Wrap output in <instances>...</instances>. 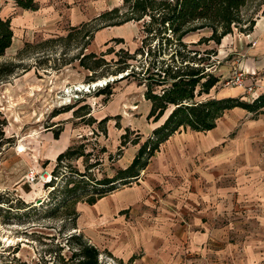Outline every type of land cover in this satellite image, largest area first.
Returning a JSON list of instances; mask_svg holds the SVG:
<instances>
[{"label": "rangeland", "instance_id": "374dc122", "mask_svg": "<svg viewBox=\"0 0 264 264\" xmlns=\"http://www.w3.org/2000/svg\"><path fill=\"white\" fill-rule=\"evenodd\" d=\"M37 1V9L24 10L13 0H0V13L11 17L13 28L12 43L0 55V66L12 68L0 73V264H78L75 252L81 240L100 250L98 264H207L203 258L207 254L209 260L222 263L226 244L202 242L195 248L192 191L195 187H222L225 182L232 187L264 183V106L256 111L241 106L226 109L216 121L220 126L218 135L195 130V173L190 161L182 179L168 178L174 171L160 169L162 153L158 147L148 158L145 173H140L154 188L152 195L137 200L138 217L130 211V204L121 210L124 214L120 219L115 214L117 224L92 225L90 232L95 241H91L83 230L80 212L99 186L94 182L127 166L172 105L153 120L147 117L149 101L144 97L140 75L118 76L125 71L108 74L117 68L114 60L119 55L132 62L135 71L148 62L146 53L134 54L137 46L147 49V45L154 44L149 35L145 38L148 14L127 20L122 26L105 25L121 18L128 3L103 0L104 10L119 6L118 15L95 19L96 14L91 13L83 21L87 25L80 26L83 22L71 18L73 7L80 5L90 11L96 0ZM263 8L264 0H248L241 9L243 22L233 25L218 42L206 38L211 33L208 26L183 36L185 48H197V56L204 58V64L211 62L210 71L219 76L208 93L202 92L196 98L219 96L238 86L228 80L239 70L245 72L240 66L244 49L255 39L249 30ZM249 18L254 23L247 29ZM110 37H122V41ZM178 46L182 47L172 44L167 51ZM91 51L97 56L104 52V58L110 60L96 68V72L107 75L96 80L107 84L93 85V69L80 64L79 59L85 58L82 55ZM93 58L86 57L85 61L92 63ZM247 77L253 82L246 85ZM261 77L263 81L255 83ZM239 84L243 89L236 95L252 100L264 87V69L249 75L245 72ZM82 85L88 86L77 89ZM188 131V127L180 128L173 138ZM202 136L205 145L197 147ZM63 150L66 155L58 159ZM56 170H60L58 175H54ZM69 171L74 172V181H68ZM241 176H247L246 183H240ZM75 180L79 195L70 197L73 192L69 188ZM167 187L184 191L168 196ZM167 197L172 199L168 203ZM177 206L180 214L171 210L173 218L161 216L160 223L150 226V218L158 216L155 209ZM250 211L247 224L242 226L239 212L232 214L237 220L230 237L232 252L240 249L241 232H262L250 223L254 217ZM164 220L167 226H163Z\"/></svg>", "mask_w": 264, "mask_h": 264}, {"label": "trees", "instance_id": "16d2710c", "mask_svg": "<svg viewBox=\"0 0 264 264\" xmlns=\"http://www.w3.org/2000/svg\"><path fill=\"white\" fill-rule=\"evenodd\" d=\"M13 1L17 6L25 9H36L39 6L37 0ZM124 1L128 3V8L120 14L123 16L115 21L107 22L105 25L120 24L133 18L139 19L144 14H148L149 18L144 25L145 38L149 35L150 41L154 40V44L147 45V49L143 45L135 48L134 54L146 53L149 58L148 62L142 63L140 70L135 71L133 63L119 55L114 60L117 68L108 74L125 71L126 73L121 77L135 73L140 75L139 81L143 82L145 86L144 97L150 101L147 117L157 120L165 113L167 107L172 105V108L163 121L155 126L151 134L140 144L127 166L118 170L113 176L99 178L94 182L99 186L86 199L90 203L116 186L133 180L138 175L139 170L147 164L148 158L159 147V144L180 127L208 130L216 125L217 119L226 109L241 106L256 111L264 106V91L258 93L252 100H244L241 95L215 96L207 94L203 98H196L202 92L208 93L219 76L210 71L208 66L212 63L204 64L202 62L204 58L201 55L197 56L199 50L197 48L186 49L187 43L183 40V36L188 31L208 26L211 28V33L206 38L218 42L224 34L232 30L233 25L243 22L241 9L248 0ZM119 10V6H112L96 15L95 19H108L113 15H118ZM253 23V18H249L246 25L247 29H250ZM85 24L86 22H83L80 26ZM12 38L11 17L0 13V55L11 45ZM110 39L122 41V37H111ZM172 44L182 45V47H174L167 51ZM190 52L192 54H189ZM103 54L104 52H101L97 56L95 52L91 51L82 55L85 58L94 57L92 63L86 62L85 58L82 57L79 59L80 64L93 69L94 74H91L90 80L96 81L100 76H107L103 71L96 72L97 67L110 61L106 60ZM8 67V65H1L0 73L10 72L12 68ZM152 84L159 86V88L156 89ZM98 90L101 92L103 88L100 87ZM66 152V150L60 151L57 158L64 157ZM69 172L71 175H68V181H74L72 180L74 177L72 173L74 172ZM59 173L60 170H56L54 175ZM80 173L84 174L83 172ZM76 181L69 188L73 192L70 197L79 195L76 193L79 186L77 184L76 187ZM78 244L75 252L79 259L78 264H98L100 250L97 246L83 240L79 241Z\"/></svg>", "mask_w": 264, "mask_h": 264}, {"label": "crops", "instance_id": "0c3cea01", "mask_svg": "<svg viewBox=\"0 0 264 264\" xmlns=\"http://www.w3.org/2000/svg\"><path fill=\"white\" fill-rule=\"evenodd\" d=\"M91 7L90 11L85 9V7L82 8L80 5L73 7L71 18L81 23L89 18V14L93 13L94 15H98L105 9L103 0H96L93 6L94 8ZM23 9L26 10L25 8ZM262 10L263 14H259V18H256L252 29L249 30L255 39L252 41V45H247L244 49L245 58H243L240 65L245 69L247 75L256 72L258 69H264V8ZM124 23H126V21L120 24H114L113 26H122ZM257 81L262 82V77L257 78L255 83H257ZM252 82L253 80H250L248 77L245 80L246 85ZM242 87L243 86L240 84H238V86H232L220 92L221 94L219 96L239 94L243 89ZM262 91H264V87L257 91L256 94ZM180 128L182 129L183 127ZM179 129L174 131L159 144L160 152L162 153L160 157V169L168 172L174 171V173L168 175V178L179 177L182 179L183 173L187 169L190 161L192 162V174L195 173V129L189 128L191 131H188L186 135L181 136L178 134L179 136L173 138ZM208 131L210 136L218 135L220 126L215 125L213 128L208 129ZM203 138V136L198 138L197 147L205 145L206 140ZM147 167L148 166L145 165L141 168L138 175L124 186L115 187L107 191L94 202H87L85 207H83L80 216L85 224L83 230L89 240L95 241L90 232L92 225L95 223V225H101V223H103L105 226H110L114 223L117 224L118 221L115 222V214L118 216V219H120L121 215L124 214L121 213V210L125 207L128 208L130 204L131 210H129L132 211L134 217H138L140 206L136 207L137 200L140 202L143 195H152V188H154L152 185L148 186L147 182L143 180V174H140L145 173ZM241 179H243V181L240 183H246L245 179H247V176H241ZM255 186L246 185L232 187L225 182L222 187L216 185L208 188L195 187L194 192L192 191V194L195 195V210L192 211L191 218V223L195 226V248L198 247V244L201 245L202 242H222L228 247V250L222 252L224 256V261L222 263L209 260L207 254V256L205 255L203 257L208 261L207 264H264V183ZM165 191L168 196H171L181 192L183 193L184 188H180L179 190L167 187ZM170 199V197H167V203ZM174 209L175 212L180 214V208H178V206L177 208L173 207V209L163 207L161 211L155 209L158 210V216H156L155 220L150 218V226L151 223L156 225V223H158L157 221L160 223V219L163 220L162 217L167 218L169 216L173 218L175 214L172 213L171 210L174 211ZM145 210L147 209L145 208ZM250 210L254 212V214H252L254 217L251 218L250 223L253 222L257 228H261L262 232H241L239 239L240 249L239 251L232 252L230 237L232 236V227L237 224V220L232 218V214L239 212V226H242L243 224H247L249 220L248 214L251 212ZM144 216L149 218L146 212H144ZM139 219L145 218L139 216ZM163 226H167L166 221L163 223ZM233 260H235V262H233Z\"/></svg>", "mask_w": 264, "mask_h": 264}, {"label": "built area", "instance_id": "2783aa9c", "mask_svg": "<svg viewBox=\"0 0 264 264\" xmlns=\"http://www.w3.org/2000/svg\"><path fill=\"white\" fill-rule=\"evenodd\" d=\"M244 71L239 70L233 77H231L228 82H232L233 84H239L242 81V78L244 77ZM50 177V176H49Z\"/></svg>", "mask_w": 264, "mask_h": 264}, {"label": "bare ground", "instance_id": "6f19581e", "mask_svg": "<svg viewBox=\"0 0 264 264\" xmlns=\"http://www.w3.org/2000/svg\"><path fill=\"white\" fill-rule=\"evenodd\" d=\"M104 83H106L105 81H103V80H96V81H93L92 82V84L93 85H102V84H104ZM88 85H82V86H80L79 88H77V89H80V88H82V87H87Z\"/></svg>", "mask_w": 264, "mask_h": 264}, {"label": "water", "instance_id": "95a60500", "mask_svg": "<svg viewBox=\"0 0 264 264\" xmlns=\"http://www.w3.org/2000/svg\"><path fill=\"white\" fill-rule=\"evenodd\" d=\"M124 73H126V72H124ZM123 74L122 73H120L118 76L120 77V76H122Z\"/></svg>", "mask_w": 264, "mask_h": 264}]
</instances>
